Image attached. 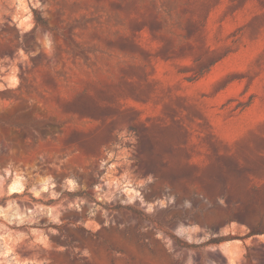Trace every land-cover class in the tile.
<instances>
[{"label":"rangeland","instance_id":"rangeland-1","mask_svg":"<svg viewBox=\"0 0 264 264\" xmlns=\"http://www.w3.org/2000/svg\"><path fill=\"white\" fill-rule=\"evenodd\" d=\"M0 264H264V0H0Z\"/></svg>","mask_w":264,"mask_h":264},{"label":"bare ground","instance_id":"bare-ground-1","mask_svg":"<svg viewBox=\"0 0 264 264\" xmlns=\"http://www.w3.org/2000/svg\"><path fill=\"white\" fill-rule=\"evenodd\" d=\"M37 210V209H36Z\"/></svg>","mask_w":264,"mask_h":264}]
</instances>
